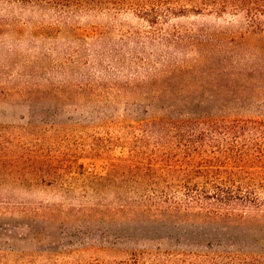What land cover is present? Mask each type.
Wrapping results in <instances>:
<instances>
[{"label":"rangeland","instance_id":"obj_1","mask_svg":"<svg viewBox=\"0 0 264 264\" xmlns=\"http://www.w3.org/2000/svg\"><path fill=\"white\" fill-rule=\"evenodd\" d=\"M131 1L0 2V264H219L239 241L264 243V210L191 203L203 182L185 185L192 163L174 160L244 183L264 168L234 162L222 133L199 141L204 126L173 122H264V33L241 14ZM151 153L154 183L138 169Z\"/></svg>","mask_w":264,"mask_h":264},{"label":"trees","instance_id":"obj_2","mask_svg":"<svg viewBox=\"0 0 264 264\" xmlns=\"http://www.w3.org/2000/svg\"><path fill=\"white\" fill-rule=\"evenodd\" d=\"M139 0L135 2H130V9H143L147 11L145 6L139 5ZM157 6L154 9L159 13L165 12L167 15H184V14H194V15H208V16H229L241 14L247 24V27L254 32L264 33V0H154ZM0 2H5L8 4H16L20 6H52L55 7V0H0ZM138 2V3H137ZM156 13V12H154ZM161 15V14H160ZM154 23V21H150ZM171 121H168V123ZM174 123L185 124L191 122L193 124H199L204 126L203 133L198 135V140L200 141L205 138L204 133L213 136L216 132L222 133L225 139H231V144L236 151V157L234 162L249 164L255 168H264V122L263 121H248V120H231V121H218L212 117H194L187 120H175ZM156 122H152L151 125H155ZM148 124H138L137 129L142 132ZM233 141V142H232ZM0 148V152H1ZM155 154L151 153L148 156L147 163L143 166H139L138 169L142 172V176H146V180L154 183L156 173L152 164L155 162ZM198 154V164H204V158L200 157ZM193 156H189L187 162L180 161L178 159L174 160L175 165L180 167H188L190 163L192 165L183 170L177 169L179 172L183 170L182 177L180 178L185 185H190L195 178H199L203 185L201 189L197 183L193 184L190 191L191 195H188L191 203L212 200L215 204L223 206H231L240 203L243 206H249L257 211L264 210V196L258 193L252 188L244 187V184L252 183L253 185L263 184L264 178H259L260 181L256 182L259 175L264 176V174L257 175V178H249V183H244L245 180L236 173H229L227 175H221L222 171H198L194 169L193 163H196ZM163 161V160H160ZM115 168V167H113ZM114 170V169H112ZM171 172L172 170H168ZM173 171H176L173 170ZM9 175V172H7ZM2 178L0 177V180ZM240 179V180H238ZM263 182V183H262ZM194 194V195H193ZM199 196V197H198ZM10 203L6 200H1L0 196V209L7 210ZM261 226L264 228V217L261 218ZM238 242V241H237ZM242 249L236 250L232 254H222L221 257L224 258L223 262L219 264H264V243L263 244H250L246 240L239 241L238 244ZM243 251V252H242Z\"/></svg>","mask_w":264,"mask_h":264}]
</instances>
